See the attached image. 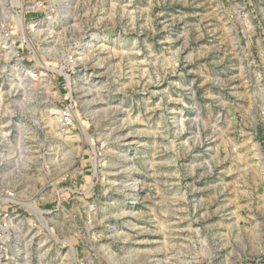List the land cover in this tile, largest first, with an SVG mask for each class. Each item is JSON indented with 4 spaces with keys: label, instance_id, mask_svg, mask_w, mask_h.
<instances>
[{
    "label": "rangeland",
    "instance_id": "obj_1",
    "mask_svg": "<svg viewBox=\"0 0 264 264\" xmlns=\"http://www.w3.org/2000/svg\"><path fill=\"white\" fill-rule=\"evenodd\" d=\"M0 264H264V0H0Z\"/></svg>",
    "mask_w": 264,
    "mask_h": 264
},
{
    "label": "built area",
    "instance_id": "obj_2",
    "mask_svg": "<svg viewBox=\"0 0 264 264\" xmlns=\"http://www.w3.org/2000/svg\"><path fill=\"white\" fill-rule=\"evenodd\" d=\"M61 116H62V121L65 123V124H69L71 122V114H70V111H64L63 113H61ZM7 196H12L13 194L12 193H6Z\"/></svg>",
    "mask_w": 264,
    "mask_h": 264
},
{
    "label": "bare ground",
    "instance_id": "obj_3",
    "mask_svg": "<svg viewBox=\"0 0 264 264\" xmlns=\"http://www.w3.org/2000/svg\"><path fill=\"white\" fill-rule=\"evenodd\" d=\"M25 205L35 211H37L38 209L35 207V205L33 204V201L31 199L27 200L25 202Z\"/></svg>",
    "mask_w": 264,
    "mask_h": 264
}]
</instances>
